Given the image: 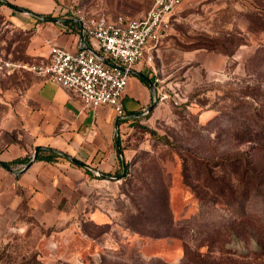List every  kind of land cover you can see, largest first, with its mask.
Masks as SVG:
<instances>
[{
    "label": "rangeland",
    "instance_id": "1",
    "mask_svg": "<svg viewBox=\"0 0 264 264\" xmlns=\"http://www.w3.org/2000/svg\"><path fill=\"white\" fill-rule=\"evenodd\" d=\"M7 1L111 19L154 2ZM14 15L0 5L1 52L27 44ZM151 52L157 100L120 135L124 178L119 163L106 177L64 178L42 209L50 221L0 216V264H264L243 227L264 235V0H186Z\"/></svg>",
    "mask_w": 264,
    "mask_h": 264
},
{
    "label": "crops",
    "instance_id": "2",
    "mask_svg": "<svg viewBox=\"0 0 264 264\" xmlns=\"http://www.w3.org/2000/svg\"><path fill=\"white\" fill-rule=\"evenodd\" d=\"M24 9L25 13L15 11L12 18L14 28L28 36L27 44L21 50L2 52L13 63L46 61L52 46L69 51L91 50L101 55L97 44L82 32L81 14L52 17L50 13ZM145 15L104 17L115 23L120 16L140 19ZM131 71L123 98V119L109 106L84 109L73 92L49 77L23 68L0 73V161L11 169L0 165V216L15 217L21 209H28L33 215L53 220L51 212L43 214L42 209L52 208L53 191L60 185L66 186L64 178L69 177L72 182L94 178L99 173L109 174L120 165V135L125 126L148 114L155 99L148 82L134 74L147 76L149 70L144 61ZM147 77L152 80V76ZM36 148L42 155L57 152L63 157L55 163L35 159L28 170L20 173L32 160ZM27 159L30 160L25 164ZM76 162L83 166L75 165Z\"/></svg>",
    "mask_w": 264,
    "mask_h": 264
},
{
    "label": "built area",
    "instance_id": "3",
    "mask_svg": "<svg viewBox=\"0 0 264 264\" xmlns=\"http://www.w3.org/2000/svg\"><path fill=\"white\" fill-rule=\"evenodd\" d=\"M185 1L155 0L143 18L125 19L120 16L115 23L108 22L101 15H81L82 32L97 44L101 55L91 50L69 51L52 46L46 61L21 65L0 52V73L23 68L40 77H49L73 92L84 109L109 106L123 119V98L130 71L144 61L156 87L158 79L151 50L169 35L174 15ZM107 62L121 64L126 70L111 67Z\"/></svg>",
    "mask_w": 264,
    "mask_h": 264
},
{
    "label": "trees",
    "instance_id": "4",
    "mask_svg": "<svg viewBox=\"0 0 264 264\" xmlns=\"http://www.w3.org/2000/svg\"><path fill=\"white\" fill-rule=\"evenodd\" d=\"M0 5H3V2L2 1H0ZM118 146H119V149H120L121 148L120 138L118 139ZM61 157H63V156L60 155L57 152H51L47 156L42 155V152H39L38 156L36 157V160H45L46 162H49V163H55ZM29 160L30 159L24 160L25 161V164L28 163ZM74 164L77 165V166H79V167L83 166V164L77 163V162L74 163ZM120 165H122V160L121 159H120ZM87 173H89V172H87ZM108 175L109 174H104L102 176L106 177ZM245 225L246 226H243L244 229L249 228L250 231L248 232V230L246 229V232H244V233H246V234L248 233L249 238L251 240L250 242H252L255 246L259 247V250H262L263 251V254H264V235H257V236L254 235V232L260 231L261 228L260 227L257 228L253 223H250V222H246ZM241 227H242V224H239V227H237V226L235 227V226H232L231 225V228L229 229L230 230V235L232 236L231 240L233 239L234 242H239V237H238L237 231H242V228ZM257 237H259V238L256 239ZM229 242H233V241H227L226 243L229 244ZM202 261L203 260H199L198 262L200 263Z\"/></svg>",
    "mask_w": 264,
    "mask_h": 264
},
{
    "label": "water",
    "instance_id": "5",
    "mask_svg": "<svg viewBox=\"0 0 264 264\" xmlns=\"http://www.w3.org/2000/svg\"><path fill=\"white\" fill-rule=\"evenodd\" d=\"M0 1H2L5 5H7L8 7H10L12 10H14V11H16V12H19V13H25V12H26V10H25L24 8H21V7L15 6V5L9 3V2L6 1V0H0ZM36 15H37V14H36ZM70 21H75V20H70ZM107 64L110 65L111 67L117 68V69H119V70H121V71H125V70H126L124 67L116 66V65L110 64V63H108V62H107ZM131 73H133V71H130V74H131ZM134 74H136V75H138L139 77H141L142 79L146 80V81L148 82L149 86L151 87L152 92H153V95H154V97H155V99H154V103L149 107V110H152L153 107L155 106V102H156V100H157V91H156L155 85L153 84V81H152L150 78H148L147 76H145V75H143V74H141V73H136V72H134ZM38 152H39V148H36L32 160H31V161H30V162H29V163H28V164H27V165H26V166L20 171V173H23V172H25L26 170L29 169V167L31 166V164H32V163L34 162V160L36 159V157H37V155H38ZM119 152H120V154H121V150H119ZM121 155H122V154H121ZM68 158L74 161L73 158H71V157H68ZM0 165H2L3 167H5V168H7L8 170L11 171V169H10L6 164H4V163L1 162V161H0ZM122 167H123V173H122V175H121L119 178H124V176H125V174H126L125 161H124L123 158H122Z\"/></svg>",
    "mask_w": 264,
    "mask_h": 264
}]
</instances>
